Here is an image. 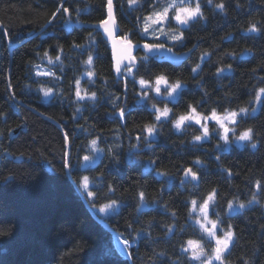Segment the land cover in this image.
I'll return each mask as SVG.
<instances>
[{
	"label": "trees",
	"instance_id": "1",
	"mask_svg": "<svg viewBox=\"0 0 264 264\" xmlns=\"http://www.w3.org/2000/svg\"><path fill=\"white\" fill-rule=\"evenodd\" d=\"M61 3L68 12L53 18ZM169 3L114 0L120 36L140 45L138 64L118 76L100 24L107 0H0V264H200L182 246L198 240L211 252L192 201L202 204L213 189L211 218L234 232L225 264H264V188L256 187L264 185V103L255 99L264 88V0H200L203 15L187 28L153 24L166 35L150 28L142 39L144 18ZM144 43L189 56L174 66ZM159 75L181 82L175 100L144 96L139 80L152 85ZM153 105L169 118L156 121ZM189 105L204 116L247 109L236 133L252 128L253 141L227 147L217 133L194 141L198 126L175 127ZM229 201L245 207L231 213ZM125 239L127 253L118 247Z\"/></svg>",
	"mask_w": 264,
	"mask_h": 264
},
{
	"label": "snow or ice",
	"instance_id": "2",
	"mask_svg": "<svg viewBox=\"0 0 264 264\" xmlns=\"http://www.w3.org/2000/svg\"><path fill=\"white\" fill-rule=\"evenodd\" d=\"M211 2H212V0H208V3H211ZM137 3H138V0H128L129 7H132V6L136 5ZM183 4H184V0H179V3H177V0H171V3H169L167 6L163 7V9L161 11L154 10L152 13H150L148 16H146L144 18V25L145 26H144L141 38L143 39L144 35L149 34V29L150 28H151V33L153 35L158 30H160L162 34L166 35V33H163L162 29H157V28L151 27V26L153 24L159 25V24H162L164 21H166L168 19V14H169V11L171 9L175 10L174 19L176 21H178L179 23H181V24H187L189 19H191L192 17H195L197 15L202 17L203 14L200 12L199 2H197L195 8L184 7ZM216 7L219 8L220 10H222V11L224 9V5L223 4H218V5H216ZM61 10L64 11V12H68V9L64 8L63 7V3H61V5L57 8L56 12H54L52 14V17L55 18L57 13L60 12ZM107 10H108V18L106 20H104V21H101L100 24L102 26H104L105 32H108L109 35H111V31L107 27V25L110 22L114 23L112 0H107ZM0 28H3L2 24H0ZM248 30L249 31H259V29L256 27L255 24H252ZM5 35H6V33H5ZM171 38L173 40L182 39V34L180 36L173 35ZM121 42L126 46V49H127L126 56L123 57V58H126L129 61L128 64L124 65L123 70L120 67V63L119 62L117 63L116 72L118 74L122 75L124 71H127V72L130 73L131 72V68L135 67V63L134 62L136 60V57L132 55V49H133V47H140V45H139V43H137L136 45H133L132 40L129 38V34H125L122 37V41ZM164 47L165 46L162 43H144L143 44V48L146 49L148 52H152L154 50L163 49ZM168 51L171 52L172 49L169 48ZM44 55H45V57H47L48 56L47 52H45ZM147 58H148L147 55L144 56V57H141L142 60H147ZM48 59H49V62H51V57H48ZM56 59L59 60V56H57ZM86 63H88V64L92 63V57L91 56H89V59H88V61ZM199 67H200L199 65H196V67L193 68L192 71L196 72V70ZM218 71H223V69H218ZM43 74L47 75L48 73H43ZM89 75L91 76L92 73H89ZM76 83H77V88H78L79 81H77ZM139 83L142 86V88L145 89L144 96H147V92L148 91L153 90L152 87L149 86L150 85L149 81H146L143 78H141L139 80ZM161 84H165L167 86V89H168L167 94H168V96H172V94L178 88H180L182 86L181 82L179 80H177L173 84H169L168 81H167V78L164 75H159L155 79V86H154V91L158 95L161 92V88H160ZM50 92H51V89H45L44 90V94L45 95H48ZM76 95H77L78 98H82V97H80L79 88L77 90ZM95 95H96L95 93H92V98H95ZM262 98H264V88H259L257 90V92H256L255 99L259 103H264V99H262ZM153 108H155L156 112L158 113L155 116L156 121H160L161 117H167L168 114H169V111H170L167 107H165L162 111L160 109L156 108L155 105H153ZM189 108L191 109V112L188 115H181L175 121V127L177 129H179L181 127V125L183 124V122L186 121V120H195V122L197 124H201V119H203L204 121H207L209 119H213V120H216V122L219 124L220 128L223 129L224 134L221 136V139H223L226 143L228 142V132L232 131L234 133L235 129H229L228 127H226L225 126V121L227 120L230 123H236V117L238 115L242 114V113H247V111H248L245 108H240L239 109V113L236 112V111H231V112H227L226 111L224 116L221 117V116L217 115L215 109H212L210 116L201 117V115L196 112V109L194 107L189 105ZM77 111H79V109ZM252 111L254 112L256 110L253 109ZM124 114H125L124 109H120L119 115H120L121 118L124 117ZM0 115H2V114H0ZM201 128L203 129L202 135L194 136L193 137L194 141H201L202 137H204V138L208 137L209 130H208L207 125L206 124H201ZM144 130H146L147 133L149 134V136H151L154 133V131H155V125H152V124L145 125L144 126ZM137 139H140V138L137 137ZM237 139L241 140V141H245V140L253 141V139H254V131H253V129L252 128H248V129L242 131L240 133V135L237 137ZM90 145H91L92 150H94V151H102V149H98L97 148V139H93L90 142ZM251 146L253 148H255L257 145H256L255 142H253ZM65 157L66 158H65V161H64V166L70 168L71 167V163H70V159L67 158L68 157L67 153H65ZM83 159L85 161H87V160L90 159V157L89 156H84ZM195 163L199 164L201 162L199 160H196ZM160 174L161 175H166V173H163V172H161ZM184 174H185L186 177L188 175H191V177L193 179H197L196 173L193 172L191 168L184 169ZM83 181H84L83 187H84V189H87L88 188V177H84ZM182 183H183V181H182ZM256 187L258 189H261V188H264V185H262L260 181H256ZM109 191L110 192L114 191V189L111 186H109ZM87 195H88V197L95 198L96 194L91 192V191H89L87 193ZM215 196H216V190L213 189L212 192H210L208 194V196L204 200L203 204L200 205V207H199V211L203 215L204 222L202 223L199 220L197 221V223L200 224L201 230L208 234V236L210 238L209 239V243L211 242L212 239L215 240V247L212 248L211 254H209V253H207L205 251V249L202 246L201 242L198 241V240L189 239L186 242V246H182V251L183 252H189L190 251V253H191L190 259L191 260H197V261L200 262V264H212L213 260L219 261L220 264H225L224 254L229 251V246L233 242V238H234V232L232 231V225H229L228 229L226 231L221 229V231H223V236L219 237V236H217V232H216V229H217V226H218V223H219V218H217L216 221L208 219V206H209L210 202H212V203L215 202ZM138 197H139V201L141 202V204H143L145 202V193L143 191L139 192L138 193ZM255 200H256V196H255V194H253L252 201H249V203H252ZM196 203L197 202L195 200L192 201V204L194 206L193 210H195ZM116 205H117V201L112 200L110 203L101 206L99 208V211L100 212H105L106 209L113 208ZM232 207H233V202L229 201L228 202V208L231 209ZM239 207L241 209H243L245 207V205L243 203H241V204H239ZM137 210H139V208ZM173 215H175V213H173ZM207 225H211V227H208ZM129 227H131V225H129ZM168 230L171 231L172 228L169 227ZM123 243H124L125 247L130 246V241L127 240V239H125L123 241ZM160 255H163V253H160ZM244 264H249V261L245 260Z\"/></svg>",
	"mask_w": 264,
	"mask_h": 264
},
{
	"label": "rangeland",
	"instance_id": "3",
	"mask_svg": "<svg viewBox=\"0 0 264 264\" xmlns=\"http://www.w3.org/2000/svg\"><path fill=\"white\" fill-rule=\"evenodd\" d=\"M197 2H200V0H184V4H183V6H184V7L195 8ZM177 3H179V0H177ZM200 12H201V8H200ZM174 14H175V10H174V9H171V10L169 11V14H168V19L162 23V24H164V25H166V26H170V27L172 26V27H171L172 30L175 29V28L178 29V30H182V29H184V28H187V27L192 23V21H194L196 18L199 17V15H197V16L192 17L191 19H189L188 22H187V24H181V23H179L178 21H176V20L174 19ZM159 25H161V24H159ZM156 26H157V24H156ZM41 76H47V75H44L43 73H41ZM168 83H169V82H168ZM169 84H170V83H169ZM149 86L152 87V89H153V91H154V86H155V84H152V85H149ZM160 88H161V92H160V94L158 95V94L154 91L155 95L158 96L159 98L167 99V100H171V101H173V100L176 99V97H177V95H178V92H179L180 89H181V87L178 88V89L172 94V96H168V94H167V91H168L167 86H166L165 84H161V85H160ZM161 111H162V110H161ZM238 113H239V112H238ZM246 114H247V113H242V114L238 115V116L236 117V123H230V122L227 121V120L225 121V126H226V127H228L229 129H235V132H234V133H233L232 131H229V132H228V142H227V143L222 139V142H223L227 147H230V146H232V145H236V146H238V147H243V146H245L246 144H248V143L250 142V141H247V140H245V141L238 140L237 137H238L240 134H237V133H236V125H237L239 119H240L241 117L245 116ZM200 115H201V114H200ZM217 115H218V116H221V117L224 116V114H221V115H220V114H217ZM203 116H204V115H201V117H203ZM209 116H210V115H209ZM168 118H169V114H168L167 117H161V120H162V119H168ZM201 124H206V125H207L208 130H209V135H208V137H206V138L202 137L201 141H198V142H204V141H207V140L210 138L211 134H215V133H217L218 135H220V138H221V136L224 134L223 129L220 128V126H219V124L216 122V120L209 119V120H207V121H204L203 119H201ZM201 124H197V123L195 122V120H186V121L183 122V124L181 125V127H180L179 129H182V128L188 126V125H196V126H198V127L200 128L201 135H202V131H203V129L201 128ZM98 154H100V153H98ZM100 155H101V154H100ZM89 163H91V159H89V160L86 161V164H89ZM202 204H203V203H202ZM202 204H197V205H195V211H196V213H197V215H198V220H199L200 222L203 223V222H204V218H203V215H202V214L200 213V211H199V207H200V205H202ZM212 204H213V203L210 202V203H209V206H208V219H209V220H213V219L211 218V208H212ZM240 210H242V209H241L239 206H237V205H233V207L230 209V212L233 213V212H237V211H240ZM213 221H214V220H213ZM198 225H199V228H200V224H199V223H198ZM207 226H208V227H211V225H207ZM200 230H201V228H200ZM201 231H202V230H201ZM220 231H221V229H220V225H219V223H218V226H217V229H216L217 236L222 237L223 234H221ZM202 233L207 237V239H208V243H209V239H210V238H209L208 234L205 233V232H203V231H202ZM119 243H120V248H121V250L124 251V253H127V249H126L124 243H122V242H119ZM232 243H233V242H232ZM232 243L230 244L229 249H230ZM201 244H202V243H201ZM209 244H211L212 248L215 247V240L212 239L211 242H210ZM202 246L204 247V249H205V251H206L207 253L211 254V252L208 251V248H206V246H204V244H202ZM226 253H227V252H226ZM226 253H225V254H226ZM189 254L191 255L190 251H189ZM225 254H224V255H225ZM196 261H197V260H196ZM213 263H219V261H215V260H213L212 264H213Z\"/></svg>",
	"mask_w": 264,
	"mask_h": 264
},
{
	"label": "water",
	"instance_id": "4",
	"mask_svg": "<svg viewBox=\"0 0 264 264\" xmlns=\"http://www.w3.org/2000/svg\"><path fill=\"white\" fill-rule=\"evenodd\" d=\"M112 3H113L114 23L110 22L107 25V27L111 31V35H109L108 32H105L104 26H101V29L104 32L106 40L110 44L111 52H112L113 60H114V65H115V71H116V66H117L118 62L120 63V67L123 70L124 65L128 64L129 61L126 58H123L126 56L127 49H126V46L121 42L122 37L120 36V29H119L118 23L115 19L114 0H112ZM133 45H136V44L133 43ZM141 48L150 55L157 54V55L163 57L167 62L172 63L174 66H180L184 61H186L188 59V56H189V53L179 55L176 52H174L173 50L171 52H169L168 51L169 47H167V46H165L163 49L154 50L152 52H148L146 49H144L143 45H141ZM138 50H139V47H133V49H132V55L136 57V60L134 62L135 66L138 64V59H137ZM116 74L118 76L121 75V74H118L117 72H116Z\"/></svg>",
	"mask_w": 264,
	"mask_h": 264
}]
</instances>
